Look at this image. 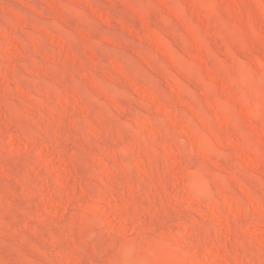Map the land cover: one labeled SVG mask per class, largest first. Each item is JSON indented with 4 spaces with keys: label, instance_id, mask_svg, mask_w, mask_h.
<instances>
[{
    "label": "rangeland",
    "instance_id": "1",
    "mask_svg": "<svg viewBox=\"0 0 264 264\" xmlns=\"http://www.w3.org/2000/svg\"><path fill=\"white\" fill-rule=\"evenodd\" d=\"M264 264V0H0V264Z\"/></svg>",
    "mask_w": 264,
    "mask_h": 264
},
{
    "label": "bare ground",
    "instance_id": "2",
    "mask_svg": "<svg viewBox=\"0 0 264 264\" xmlns=\"http://www.w3.org/2000/svg\"><path fill=\"white\" fill-rule=\"evenodd\" d=\"M226 255H224V254L220 255V257L218 259H215V263L216 264H230V260L228 261V257ZM210 261L211 260L207 261V264H213Z\"/></svg>",
    "mask_w": 264,
    "mask_h": 264
}]
</instances>
